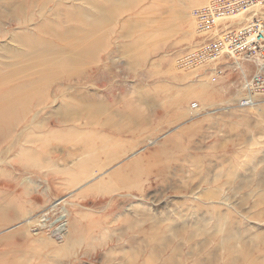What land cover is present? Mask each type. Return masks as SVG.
<instances>
[{"label": "rangeland", "instance_id": "1", "mask_svg": "<svg viewBox=\"0 0 264 264\" xmlns=\"http://www.w3.org/2000/svg\"><path fill=\"white\" fill-rule=\"evenodd\" d=\"M6 1L0 67L18 64L10 53L25 56L27 48L17 38L35 36L37 26L57 27L65 40L26 71H40L38 79L22 85L29 94L43 90L23 132L48 137L46 147L24 145L36 146L39 162L23 177L47 191L27 209L73 191L63 218L84 232L58 253L65 234L60 242L40 224L25 241L0 236V254L14 250L18 264H264V86L258 103L239 106L235 60L189 61L202 40L194 11L212 0H49L40 8ZM69 18L100 27L79 43L81 50L93 41L91 52L69 51L66 42L88 29ZM256 60L241 64L248 78L264 72V58ZM78 166L105 172L77 189L65 171Z\"/></svg>", "mask_w": 264, "mask_h": 264}, {"label": "bare ground", "instance_id": "2", "mask_svg": "<svg viewBox=\"0 0 264 264\" xmlns=\"http://www.w3.org/2000/svg\"><path fill=\"white\" fill-rule=\"evenodd\" d=\"M7 1V4L12 2V0ZM20 1L24 5L22 6L23 8L27 4H32V2L40 8L47 4L49 0ZM208 5L210 8L211 4ZM223 7L226 8L212 6L203 16H200V19H198V15L196 16L194 14L196 34L202 37V40L199 46H197V53L193 54L189 61L192 62L193 65H197L202 62L206 64L208 60L216 61L221 57H226L228 60H235L234 65L241 71L242 91L244 93L243 101L241 100L239 102V106H252L258 103L255 96L259 94V90L264 86V72L257 70L255 74L248 78L243 72L244 67L241 64L264 58V24L254 25L253 21L255 15L258 16L260 13H264V0H245L243 4L227 3ZM130 8H132V6ZM228 10L233 11V13L231 14ZM68 21L72 22L73 26H87L85 25V21L81 19L69 18ZM182 21L187 24V17H184ZM205 22L208 23V27L206 29H201L200 26ZM18 24L21 23L18 22ZM96 27L97 26L91 24L87 26L88 29L86 34L71 38L68 43L66 42L69 51H82L81 53L84 54L89 52V50L91 52L94 46L93 41L87 43L81 50L79 43L81 40H86L87 37L89 38L92 36L95 31H99L98 29L100 27H98L97 30L95 29ZM35 31V36L27 35L17 38V41L27 48L25 56L16 54L15 52H12L13 54L10 53L18 64L14 65L11 69L0 67V226L10 221L13 217L19 216V221L13 226L0 230V236L7 238L8 241L6 242H10L11 239L16 240L21 236L23 237L20 239L25 241L26 235L36 232V230L39 229V225L42 224L44 230H47L54 239L57 238V240L63 242V240L65 241L67 238L64 247L58 249V253H63V251L68 250L70 246L78 243V241L81 243L82 240H78L77 236L84 232L82 228L69 223V221L67 222V220L65 221L63 218L69 216L67 207L75 205L72 200H69L73 196V191L62 196L61 199L54 200L47 207L39 208L35 211L27 209L33 196H36V194L41 196L47 191L43 189L36 191L39 189V186L36 185L33 188L31 181L23 177L27 173L32 176L35 173V171H32V168L39 162L37 159L38 153L36 146L34 148H28L24 145L43 143L40 145L45 146L44 143L48 137L39 138L32 134L25 135L23 132L24 126L28 123L27 116L29 108L43 100L41 99L43 95L41 86L37 88L34 94H29L30 90L23 91V89L30 86L34 80L38 79V73H40V71H35V74L26 71H29L28 69L30 67L39 66L46 60L45 55L51 45H57V42L61 45V43L65 41L62 39L58 40L59 36L57 32H54L57 31V27L50 26L46 28L45 26H37ZM227 32L228 34H226ZM46 34H49L51 38L45 39L44 35ZM1 36H3V33L0 30V37ZM207 44L216 45L212 49H209L208 52H205L201 47ZM188 63L187 60V64ZM37 70H40V67ZM14 75L15 78L20 77L22 80L10 82V78ZM22 85L27 86L24 87ZM197 108L198 106L196 103L191 105V109L196 110ZM88 120L92 122L91 115L88 116ZM101 126L105 129L114 130L113 126L110 127L105 124ZM152 143L153 141H151L149 145ZM45 147L42 148L44 156L46 155L44 152ZM87 147L90 149V145H87ZM162 150L163 149H160L159 151L162 152ZM119 151L120 150L113 151L114 154H112V156L117 155ZM10 156L13 157L9 159ZM135 162L136 161L131 163V165L136 164ZM105 167H107V165L102 166V168H100L101 171L104 170ZM72 170H66L65 173H67L66 175L69 177V182L72 184L75 183L74 185L77 186V189L91 184L105 172L101 173V171H98L99 173L93 172L88 175L87 173L90 172V168L87 169V167L84 168L79 166L76 170ZM46 182L52 185V182L48 180H46ZM100 185H105V183H99L96 186L88 188L86 192L92 189L97 190V187ZM121 186L128 188V185L123 182ZM47 190L52 191V188L49 187ZM52 231L57 232V234H54ZM61 235H64L65 239L63 237L60 238ZM12 252L15 251L11 250L9 254H0V264H2L3 261L5 262L4 264H18L17 260H15V258L13 259Z\"/></svg>", "mask_w": 264, "mask_h": 264}, {"label": "built area", "instance_id": "3", "mask_svg": "<svg viewBox=\"0 0 264 264\" xmlns=\"http://www.w3.org/2000/svg\"><path fill=\"white\" fill-rule=\"evenodd\" d=\"M245 2V0H212V2L210 3L211 4V7L212 6H217L219 8H226V7H223L225 4L227 3H240V4H243ZM210 7V8H211ZM209 5L208 6H205V7H202L200 10H195L194 11V14L197 16L198 15V19H200V16H203L204 13H206V11H208L209 9ZM228 12H230L231 14L233 13V11L231 10H228ZM254 25H257V24H264V13H260L258 16L255 15L254 16ZM208 27V23L205 22L203 23L200 28H204L206 29ZM229 32V31H228ZM228 32L226 34H228ZM216 44H207V45H203L201 47L202 50H205V52H208L209 49H212ZM204 52V51H203ZM205 56V55H204Z\"/></svg>", "mask_w": 264, "mask_h": 264}]
</instances>
